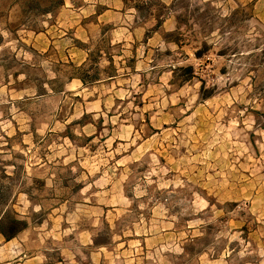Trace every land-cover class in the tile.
<instances>
[{
    "label": "rangeland",
    "instance_id": "374dc122",
    "mask_svg": "<svg viewBox=\"0 0 264 264\" xmlns=\"http://www.w3.org/2000/svg\"><path fill=\"white\" fill-rule=\"evenodd\" d=\"M1 217L0 264H264V0H0Z\"/></svg>",
    "mask_w": 264,
    "mask_h": 264
},
{
    "label": "trees",
    "instance_id": "16d2710c",
    "mask_svg": "<svg viewBox=\"0 0 264 264\" xmlns=\"http://www.w3.org/2000/svg\"><path fill=\"white\" fill-rule=\"evenodd\" d=\"M191 67H187L190 69ZM26 223L24 220L10 218L9 223L5 222L3 217L0 218V233L5 237V239H10L13 237L19 230L24 228Z\"/></svg>",
    "mask_w": 264,
    "mask_h": 264
}]
</instances>
